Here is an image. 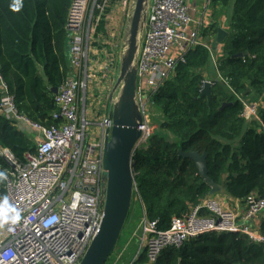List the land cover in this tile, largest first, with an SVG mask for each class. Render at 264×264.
I'll return each mask as SVG.
<instances>
[{
  "label": "trees",
  "instance_id": "trees-1",
  "mask_svg": "<svg viewBox=\"0 0 264 264\" xmlns=\"http://www.w3.org/2000/svg\"><path fill=\"white\" fill-rule=\"evenodd\" d=\"M73 1L0 0V82L19 114L31 122L53 123V90L60 88L69 71L66 26ZM210 5L215 22L204 29L205 39L213 38L219 27L216 20L223 15L228 33L221 53H215L217 73L208 70L206 48L188 51L173 77L153 94L152 107L159 115L153 119L151 136L132 157L145 217L156 222L158 232L169 230L174 219L209 198L210 187L194 161L180 152L205 155L207 176L223 187L227 197L240 201L251 194L264 197V0H210ZM204 70L212 77L209 103L199 97ZM2 96L0 89V102ZM258 100L257 118L244 115L242 102ZM0 149L20 163L26 153L34 152L32 141L2 114ZM9 169L0 156V171ZM3 186L0 175V199ZM132 205L139 208L134 200ZM131 210L125 223L134 221ZM259 233L264 238V215ZM146 262L142 252L136 264ZM153 264H264V244L240 233L209 232L179 248L165 247Z\"/></svg>",
  "mask_w": 264,
  "mask_h": 264
},
{
  "label": "built area",
  "instance_id": "built-area-1",
  "mask_svg": "<svg viewBox=\"0 0 264 264\" xmlns=\"http://www.w3.org/2000/svg\"><path fill=\"white\" fill-rule=\"evenodd\" d=\"M131 4L132 0L73 1L66 26L69 71L54 95L52 124L34 123L19 114L0 82V114L18 129L35 132L34 152L24 155V163L8 150L0 149V156L10 166L0 171L5 191L0 199V264H78L97 234L105 195L104 132L112 125L108 118L111 109L100 119L97 112L87 116L91 101L86 100V89L88 83L92 99L98 72L115 84ZM209 5L210 0H205L201 18L196 19L195 0H149L135 60L136 100L142 115L136 148L145 144L153 131L148 121L153 94L173 77L188 51L198 46L206 48L212 67L217 69L212 39L210 44L203 41L206 26L202 18ZM90 62L96 72L88 70ZM205 81L212 84V80ZM242 103L244 115L257 118L261 103ZM131 172L133 176L132 169ZM133 200L141 215L132 236L139 232L136 238L140 247L129 264H136L142 252L146 254V264H153L165 247L179 248L209 232L240 233L264 244L259 233L264 197L251 194L239 200L237 212L224 210L209 198L184 217L174 219L165 232H158L156 222L146 219L134 178Z\"/></svg>",
  "mask_w": 264,
  "mask_h": 264
},
{
  "label": "water",
  "instance_id": "water-1",
  "mask_svg": "<svg viewBox=\"0 0 264 264\" xmlns=\"http://www.w3.org/2000/svg\"><path fill=\"white\" fill-rule=\"evenodd\" d=\"M149 0H132L126 21L123 51L119 61V73L109 96L111 128L104 132L102 156L105 195L99 230L90 242L78 264H106L115 250L132 202V157L138 145L141 132L138 129L142 115L136 100V57L140 36L143 31ZM228 33L216 28L211 41V49L216 51L227 38ZM246 53L233 57H243ZM209 81L203 82L199 97L210 102ZM57 89L53 90L54 95ZM225 106L222 105L221 109ZM84 117V106L82 108ZM180 154L192 159L203 182L210 187L209 196L222 195L221 185L215 184L207 176L205 155L196 153Z\"/></svg>",
  "mask_w": 264,
  "mask_h": 264
},
{
  "label": "rangeland",
  "instance_id": "rangeland-1",
  "mask_svg": "<svg viewBox=\"0 0 264 264\" xmlns=\"http://www.w3.org/2000/svg\"><path fill=\"white\" fill-rule=\"evenodd\" d=\"M198 7H200V4L198 3ZM218 60V57L216 56V59L215 61ZM217 64V63H216ZM209 71H211L212 73H215L217 72V70L215 68L212 67V65L210 64L209 66ZM203 73L204 72H207V70H204L202 71ZM119 73V68H118V72L117 74ZM100 75H103V72H98L96 74V81H95V84H94V88L96 87L97 89L99 88L98 86L96 85H100L101 84V81L105 82V79L103 77H101ZM205 75V73H204ZM210 75V73L207 72V76ZM116 79V77H115ZM208 80H212V77H209L207 78ZM112 83V80H110L108 82V85H110ZM89 84L87 83V89H86V100L88 99V102L91 101V97H90V88L88 86ZM96 89V91H97ZM98 95H100L104 100L107 99V96H108V90L106 92H97ZM98 99V98H96ZM94 101V100H93ZM256 102H260V100L256 101ZM89 106V105H88ZM100 106V105H99ZM82 111V110H81ZM96 112L99 114L98 115V118L100 119L101 116L103 114H101V107L98 108V110H96ZM158 111L155 109V107H152L151 108V112H150V116H149V125L151 124V126L154 128L155 127V124L154 123V118H158ZM20 130H23V129H20ZM24 131V134L26 135V137L31 140V137L33 138L34 136H31L30 135V131L28 130H23ZM132 207V210H131V215H135L134 217V221L132 220V222H129V223H124L125 225L123 226V232L121 234V237H120V241L119 243H117L116 247H115V250L114 252L112 253V255L109 257V259L107 260V263L106 264H129L130 260L135 256L136 252H138L139 250V247H140V241L136 238L138 235H139V232H136L137 233V236H132V234L137 230L138 228V223H139V220H140V210L139 208L136 209L134 208V205L131 206Z\"/></svg>",
  "mask_w": 264,
  "mask_h": 264
},
{
  "label": "crops",
  "instance_id": "crops-1",
  "mask_svg": "<svg viewBox=\"0 0 264 264\" xmlns=\"http://www.w3.org/2000/svg\"><path fill=\"white\" fill-rule=\"evenodd\" d=\"M198 3L200 4V7H198ZM204 3H205V0H195V4H196V7H195L196 8L195 18L196 19H200L201 18V12H202ZM213 13H214V9H212L211 5H209L206 14L202 18L203 24L206 27L215 22L214 21V17H213ZM225 21H226V16L225 15H223L222 17H219L218 20H216L217 25H219V27L223 28L224 30H225V26H224ZM203 41L208 42L210 44V39H207V38L205 39V37H203ZM221 50H222V45L218 47V49L215 51V53H221ZM88 70H93V71L96 72V68H95L93 63H91V62L89 63ZM117 72H118V69H117ZM117 72H116V74H117ZM207 72H208V70H207ZM207 72H204L205 73V75H204V79L205 80H208L207 78H209V75L207 76ZM117 76H118V74H117ZM109 81H110V79L109 80H105L104 84L101 81V84L97 85L99 88L97 89V91L96 90L94 91V97L91 99V105L88 104L89 105V109L87 110V113H86L87 116H90V115L94 114L96 112V110H98L99 107H101V114H105V113L108 112V109L110 107L109 102H107V108H106L105 107L106 100L103 101L102 97L100 95H98L97 92H106L108 90V94H109L112 91V88L114 86V84L112 85V83L110 85H108ZM96 98H98V99H96ZM81 113H82V111H81ZM23 130L30 131V135L31 136L35 135V132L33 130L29 129V128H27V129L23 128ZM93 134L94 135L96 134V128H93ZM31 141H33L32 137H31ZM209 198L215 200L218 203V205L224 210L237 212L240 209V205H241L240 201L227 197L225 195V193H223L222 195H216V196H213V197L209 196ZM205 201H203V203Z\"/></svg>",
  "mask_w": 264,
  "mask_h": 264
},
{
  "label": "clouds",
  "instance_id": "clouds-1",
  "mask_svg": "<svg viewBox=\"0 0 264 264\" xmlns=\"http://www.w3.org/2000/svg\"><path fill=\"white\" fill-rule=\"evenodd\" d=\"M19 6L17 5V8H18Z\"/></svg>",
  "mask_w": 264,
  "mask_h": 264
}]
</instances>
